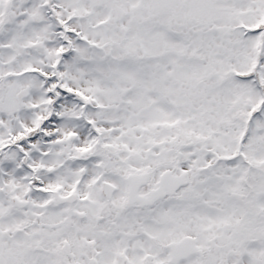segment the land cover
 Segmentation results:
<instances>
[{
    "label": "snow or ice",
    "instance_id": "snow-or-ice-1",
    "mask_svg": "<svg viewBox=\"0 0 264 264\" xmlns=\"http://www.w3.org/2000/svg\"><path fill=\"white\" fill-rule=\"evenodd\" d=\"M0 264H264V0H0Z\"/></svg>",
    "mask_w": 264,
    "mask_h": 264
}]
</instances>
